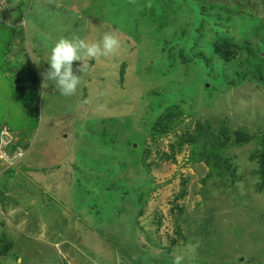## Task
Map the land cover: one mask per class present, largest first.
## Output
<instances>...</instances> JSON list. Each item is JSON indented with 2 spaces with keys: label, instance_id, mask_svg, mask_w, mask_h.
Masks as SVG:
<instances>
[{
  "label": "rangeland",
  "instance_id": "obj_1",
  "mask_svg": "<svg viewBox=\"0 0 264 264\" xmlns=\"http://www.w3.org/2000/svg\"><path fill=\"white\" fill-rule=\"evenodd\" d=\"M19 1L0 0V57L14 27L20 37L9 59L30 60L40 84L39 117L33 140L19 134L31 128L19 104L6 107L5 100L12 102L0 76V128L7 122L0 139V240L13 243L0 263L171 264L185 255V264H264L257 142L222 154L231 165L222 178L207 179L206 165L188 164L185 146L173 160L163 159L179 142L176 135L193 133L198 121L264 134V85L252 77H264L260 0H241L239 12L235 0H203L217 9L208 7L197 29L191 10L171 0H28L17 26L12 10ZM113 31L120 50L87 61L74 96L42 89L49 43L61 36L98 41ZM218 39L237 46L231 63L214 55ZM169 104L180 108L183 121L175 135L152 142V126ZM103 132L112 142L107 147ZM19 140L27 149L10 150ZM182 188L186 197L175 200ZM190 244H198L194 252Z\"/></svg>",
  "mask_w": 264,
  "mask_h": 264
},
{
  "label": "trees",
  "instance_id": "obj_2",
  "mask_svg": "<svg viewBox=\"0 0 264 264\" xmlns=\"http://www.w3.org/2000/svg\"><path fill=\"white\" fill-rule=\"evenodd\" d=\"M234 11L239 12L241 9L242 2L241 0H235ZM176 4H182L185 7H188L191 10L192 15L197 19V24L195 25L194 21V29H197L200 25V20L202 19V13L208 7L216 8L215 3H206L203 0H171ZM261 5L264 9V0H260ZM221 9L227 10L225 5H220ZM29 8L28 0H20L16 7L12 10V14L15 13L18 16L16 21V25L18 26L24 21L26 17V10ZM217 9V8H216ZM218 9V10H221ZM264 11V10H263ZM250 15V13H249ZM14 27H9L5 37L11 39L6 40V44L9 47L8 52L3 54V57H0V61L3 63L0 66V76L3 75V79L1 80L2 86L7 85L9 87V93L12 105L8 100L6 107L9 108L13 106V104H19L23 109V119L26 120L31 128L29 131L20 130V133L24 134V137H27L28 140H33V133L37 129L38 125V117H39V109L38 102L40 100V84L36 80L34 76L31 62L29 59L25 57L24 60H17L14 64L9 59V51H11V47L17 37L19 35H14L15 32ZM179 41L175 40L177 44ZM212 48L214 55L217 56L224 63H231L236 59V51L237 46L232 45L231 43H226L223 39H218L212 43ZM248 50V49H247ZM255 68L261 72L262 68L260 64L255 65ZM13 69H19L14 70ZM258 83H262L264 85V77L262 75L252 76ZM253 79V78H252ZM178 96V95H176ZM1 101V100H0ZM3 101V100H2ZM168 104V103H167ZM166 109L157 116L151 132V140L152 142L158 141L161 137H167L168 134L175 135V129L180 125L183 121V113L180 108L176 105L169 104ZM3 107V102L0 103V109ZM17 108V107H16ZM3 118L2 116H0ZM7 125V122H5ZM3 125L0 128V139L2 129L6 126ZM7 127V126H6ZM10 129V128H9ZM9 129L7 128L8 132ZM24 130V131H23ZM13 133V132H10ZM157 136V138H156ZM179 141L175 145H169L170 153L168 155H163L164 160H173L175 153L184 146L188 149L186 162L188 164H200L203 163L209 170V174L207 175V179H211L213 175L222 178L225 174L229 173L231 165L229 159H223L222 154L227 152L231 147H241L245 146L253 141H256L258 146H260V153L257 156L258 168L255 171V174L259 177L260 180V190L264 192V134H255L249 135L242 130H235L228 126L227 122H212L209 120L198 121L195 123L193 128V133L188 131H181L180 136L176 135ZM102 139V140H101ZM101 143L111 145V139L108 140V136L103 132L101 134ZM26 145H22L21 140L17 141L14 145H12L10 150H15L18 147L27 149ZM178 149V150H176ZM4 151H7L4 149ZM9 151V150H8ZM150 154L149 150H145L143 153L144 157L147 158ZM255 158V157H254ZM23 164V163H22ZM24 165V164H23ZM25 166V165H24ZM43 172H47V168H43ZM35 171H38L35 170ZM232 177V175H231ZM98 180V179H97ZM232 178V182H233ZM42 183V181H40ZM186 197L185 190L182 188L179 193L176 195L175 200H182ZM181 213V209H178ZM181 216V214H180ZM49 222V221H47ZM177 230H179L177 228ZM179 234V232H177ZM174 243V242H172ZM13 243L10 240H7L3 237L0 240V261L3 257H6L10 254ZM68 245H64L62 250L66 253L68 249ZM1 264V263H0Z\"/></svg>",
  "mask_w": 264,
  "mask_h": 264
},
{
  "label": "clouds",
  "instance_id": "obj_3",
  "mask_svg": "<svg viewBox=\"0 0 264 264\" xmlns=\"http://www.w3.org/2000/svg\"><path fill=\"white\" fill-rule=\"evenodd\" d=\"M47 71L42 73L44 83L42 89L51 86L61 96L72 97L81 87L82 74L89 67L86 63L98 58L114 57L121 48L115 32H105L100 40L81 38L79 36L64 37L47 45ZM74 62H81L74 70ZM45 95L44 92L41 93ZM2 134V133H1ZM194 252L198 244L188 246ZM185 255H175L171 264H185Z\"/></svg>",
  "mask_w": 264,
  "mask_h": 264
}]
</instances>
